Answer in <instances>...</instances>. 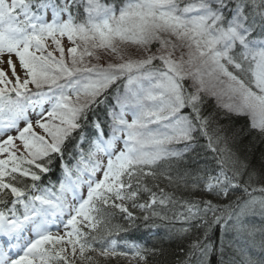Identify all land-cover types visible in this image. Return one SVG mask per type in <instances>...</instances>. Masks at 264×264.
Masks as SVG:
<instances>
[{
    "label": "snow or ice",
    "instance_id": "6c2138e0",
    "mask_svg": "<svg viewBox=\"0 0 264 264\" xmlns=\"http://www.w3.org/2000/svg\"><path fill=\"white\" fill-rule=\"evenodd\" d=\"M262 145L264 0H0V264H264Z\"/></svg>",
    "mask_w": 264,
    "mask_h": 264
},
{
    "label": "trees",
    "instance_id": "16d2710c",
    "mask_svg": "<svg viewBox=\"0 0 264 264\" xmlns=\"http://www.w3.org/2000/svg\"><path fill=\"white\" fill-rule=\"evenodd\" d=\"M261 147H264V145H262ZM254 186L259 187V184H255ZM236 196H243L242 192H237L235 194ZM233 199H235V196H233ZM255 223L259 226L261 223V217L256 216L252 218ZM114 223H122L126 225V222L121 220L119 217L115 218ZM161 235H163V231H160ZM130 234H133L139 238L144 237V233H143V225L142 224H138L137 227H132L129 232ZM257 239H259V235H257ZM148 244L149 246H151L152 244H157L158 247L163 248L164 250V255L163 256H156L154 258L151 259L150 264H175L176 260L178 258H182V254L179 250V248H177L176 244L167 240H164V242L162 244L159 243L158 240H153V239H148ZM121 264H125V262H121Z\"/></svg>",
    "mask_w": 264,
    "mask_h": 264
}]
</instances>
